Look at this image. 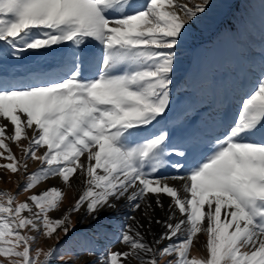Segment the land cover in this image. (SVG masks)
I'll return each mask as SVG.
<instances>
[{"label": "snow or ice", "instance_id": "obj_1", "mask_svg": "<svg viewBox=\"0 0 264 264\" xmlns=\"http://www.w3.org/2000/svg\"><path fill=\"white\" fill-rule=\"evenodd\" d=\"M238 4L0 0V56L19 64L61 52L62 64L40 83L0 76V169L25 181L16 194L0 191V264H69L71 254L34 245L60 244L77 225L122 208L132 214L118 229L121 247H107L96 264H264V49L238 118L210 150L174 142L167 128L189 31L214 8L237 31ZM169 168L176 174L165 175ZM52 178L79 190L66 208L61 188L33 191ZM201 233L206 256H191Z\"/></svg>", "mask_w": 264, "mask_h": 264}, {"label": "rangeland", "instance_id": "obj_2", "mask_svg": "<svg viewBox=\"0 0 264 264\" xmlns=\"http://www.w3.org/2000/svg\"><path fill=\"white\" fill-rule=\"evenodd\" d=\"M214 2L220 3V0H214ZM235 2L239 3L234 6L239 9L236 13L237 19L233 21L237 31H226L218 22L219 9L214 8L203 23L195 25L189 31L182 46L180 63L176 73L177 79L182 77L188 79L186 87H199L202 93L207 92L208 98H211L212 86L217 83L216 81L221 82L223 78L228 76V88L232 89L234 84L238 90L239 88L241 90L243 84L241 74L251 75L252 85L255 84L256 78L260 74L254 67L253 56L261 59L259 62L261 65V51L264 49V0H235ZM220 85L222 87L220 95H223L226 88L223 84ZM231 91L235 92L236 90L232 89ZM188 96L193 97L185 88L174 94L175 101L181 102ZM200 100L202 101V97ZM11 147L12 151L19 157V149L14 144ZM3 162L0 160V163ZM28 163L29 172L37 170L38 162L29 161ZM0 174H2L0 175V191H10L16 194L19 192L16 181H20V187H23L25 183L19 174L12 175L3 169H0ZM47 187H50L49 181L44 182L33 191H40ZM61 190L65 193L62 199V207L66 208L78 196V189L64 186ZM27 195L28 193L20 194L18 201L23 202ZM88 225V222L77 225L70 238L62 239L60 244H56L54 240L42 238L34 247L45 250L49 247H56L58 255L69 253L73 256L69 264H96L101 251L95 247L96 244L94 245L91 240L87 239L86 227ZM206 240L205 234H198V237L194 239L193 247L190 249L191 256H206ZM110 246L113 247V250L117 249L114 243H111ZM89 251L95 255H88ZM54 264H64V262L55 260Z\"/></svg>", "mask_w": 264, "mask_h": 264}, {"label": "bare ground", "instance_id": "obj_3", "mask_svg": "<svg viewBox=\"0 0 264 264\" xmlns=\"http://www.w3.org/2000/svg\"><path fill=\"white\" fill-rule=\"evenodd\" d=\"M64 47L65 46H61L62 49ZM253 58L255 63L254 67L257 72H260L261 65L259 62L261 59L256 56H253ZM61 67V52L53 53L46 57L26 55L19 64L15 63L10 57L0 56V76L16 84L40 83L45 79L44 73H59ZM241 78L246 82V86L245 88L243 87V90L239 88L240 92L233 94L230 92L231 90H227L228 86L225 85L227 89L224 97L221 98L219 94L221 86L220 82H217L214 84L215 89L211 95V99L206 97L207 92L202 93V90L198 87H186L188 79L186 80L184 77L177 79L172 92L174 101L173 118L167 123V128L171 133L173 141H190L197 145L198 152L210 150L213 147L215 138L218 135H222L227 127L238 118L241 100L244 98L245 94L252 89L251 75L248 76L243 74ZM233 86L234 88L236 87L234 84ZM182 88L189 90L193 97L188 96V98L184 99L182 102L175 101L174 94ZM200 97H202V101ZM162 126L163 125H158L157 128L159 129ZM174 174L176 173L171 168L165 173V175ZM48 181L50 182V186H56L61 189L64 188L62 182L57 178H52ZM73 187L76 188L75 183H73ZM80 187H82V185ZM168 201L169 198L165 197L163 202L167 205ZM131 214L132 213L124 208L120 209L119 212H104L101 220L96 226H92L89 223L86 227L87 239L91 240L94 245L96 244L97 246L95 245V247L99 248L101 252L109 247L111 243H114L117 246L116 248H120L121 246L116 243L118 229L125 222L124 217ZM136 215L139 217L140 213H136ZM155 215L159 218L163 216V213L157 210ZM155 231H160L158 226L155 228ZM202 234L203 233H201V235ZM165 243H167V241Z\"/></svg>", "mask_w": 264, "mask_h": 264}]
</instances>
